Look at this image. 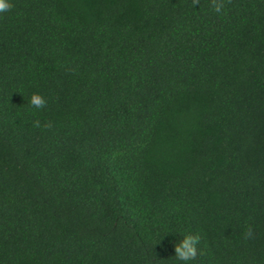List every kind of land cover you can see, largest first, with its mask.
<instances>
[{
  "label": "trees",
  "instance_id": "trees-1",
  "mask_svg": "<svg viewBox=\"0 0 264 264\" xmlns=\"http://www.w3.org/2000/svg\"><path fill=\"white\" fill-rule=\"evenodd\" d=\"M8 2L0 264H264V0Z\"/></svg>",
  "mask_w": 264,
  "mask_h": 264
},
{
  "label": "clouds",
  "instance_id": "clouds-1",
  "mask_svg": "<svg viewBox=\"0 0 264 264\" xmlns=\"http://www.w3.org/2000/svg\"><path fill=\"white\" fill-rule=\"evenodd\" d=\"M12 8L11 3L8 0H0V13H5ZM222 10V5L216 7V12L219 13ZM30 105L36 109H43L46 106L47 101L39 94H33L29 101ZM36 126H39L37 122ZM247 237L252 236L251 229L248 230ZM201 243V235L199 233H186L183 237L174 245L175 259L177 264H192L195 261L198 254V246Z\"/></svg>",
  "mask_w": 264,
  "mask_h": 264
}]
</instances>
